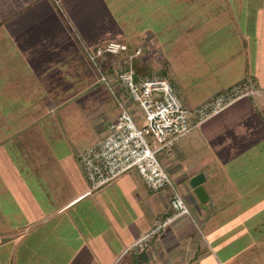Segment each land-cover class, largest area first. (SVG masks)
I'll use <instances>...</instances> for the list:
<instances>
[{"label":"crops","instance_id":"0c3cea01","mask_svg":"<svg viewBox=\"0 0 264 264\" xmlns=\"http://www.w3.org/2000/svg\"><path fill=\"white\" fill-rule=\"evenodd\" d=\"M62 1L70 10L73 3L85 2ZM55 3L0 0V264H264V240L256 236L243 235L239 253L229 255L223 249L222 256L202 240L204 231L213 236L219 232L218 223L224 227L226 220L205 187L211 171L172 164L169 172L178 182L183 180L186 201L200 225L195 217L177 216L147 249L131 248L173 214L169 197L150 190L136 170L91 190L79 154L101 135L90 140L86 134L84 139L80 135L54 139L45 131L46 118L55 116L53 122L64 131L87 121L89 131L106 132L119 114L84 54L83 45L96 41L87 32L78 35L66 9ZM201 4L169 33L190 29L189 41L176 43L170 62L172 74H178L181 98L194 106L247 77L256 80L259 92L206 120L193 137H203L211 147L205 158L218 156L230 163L239 158V170L256 169L261 160L264 168V0ZM189 44L209 59L222 50L230 55L206 79L186 84L182 70L195 62L176 65L173 57ZM212 64L208 61L206 66ZM138 71L148 73L149 68L143 65ZM37 129L48 142H26ZM176 151L184 155L182 146ZM244 158L249 159L244 163ZM253 161L255 166L250 165ZM199 185L202 197L195 192ZM239 191L241 196H256L249 209L257 211L261 190ZM245 207L239 219L246 218ZM259 216L254 213L255 219Z\"/></svg>","mask_w":264,"mask_h":264},{"label":"rangeland","instance_id":"374dc122","mask_svg":"<svg viewBox=\"0 0 264 264\" xmlns=\"http://www.w3.org/2000/svg\"><path fill=\"white\" fill-rule=\"evenodd\" d=\"M205 1L207 0H85V2L80 3L81 5L73 3L72 9L70 10L66 1L55 0V6L56 8L60 7L61 9H66L63 11L72 27L78 30L77 34L80 33L83 35L84 32H87V35L91 37V41H96V44L93 45L85 43V45L91 47V49L96 45L105 44L107 41H120L130 45L131 48L141 44L144 47V55L140 59L143 63L142 66H147V68H149L148 73L150 74L154 72L162 73L166 70L165 73L177 87L180 95L178 82L176 81L179 80L177 78L178 74L176 73V76H174L171 72V58L176 43L184 45L185 42L189 41L188 37L190 34L188 32L190 29H187L185 34H183V30L171 36L169 33L175 30L174 26L176 23L181 24L187 20L189 16L194 14V10L198 6L201 7V2ZM229 55L230 52L222 50L221 52L213 54V57L209 59V57L206 58L202 52H199V49L195 47L194 44H189L183 51L178 50L175 52L173 61L176 65L179 64V62L183 63L185 61L195 62L194 65L183 68L182 70L181 79L183 78L186 84H188L198 82L204 78L206 79L209 72L215 73L219 63L223 62V59H228ZM208 61H212L214 65L206 66ZM88 62H90L89 58ZM108 62L109 61L106 59L104 61L100 60V64L104 69ZM142 66L139 65L138 62L136 68L141 71ZM91 68L99 78L96 68L93 66H91ZM181 85L182 84H180V86ZM110 103L118 107L115 99L111 96ZM141 113L143 114V112L138 111V115ZM55 119V116H49L46 118L45 122V131L47 134L54 136V139L57 137L67 138V136L76 135H80L83 137L82 139H84V135L86 134L91 135L87 136L90 140L100 135V137L104 138L108 133V131L105 132V130H102V132L89 131V122L87 121L76 123L74 126L76 128L74 130L64 131L61 128H57V124L53 122ZM137 122L139 126H143L144 124L143 119ZM199 128L200 126L194 127L188 133L182 135L177 140L171 152L161 150L157 152V156L168 172L170 171L169 166L171 164L183 167L184 170L188 168L197 170L200 168L211 171V173H208L209 180L205 183V187L210 191V194H212L214 203L218 205L220 210L218 213L223 214L224 219H226L224 221V227L220 225L222 223H218L220 226L219 232L214 233L213 236L205 234V231L203 232V230H201L202 228L199 226L200 224L195 214L192 212L190 204L189 207L191 213H193V217H195V220L199 224L197 226L195 225L197 231L200 232L201 230V232H203L204 236H202V240L209 243V247L220 256H222L221 253L223 249H225L229 255H235L236 252L239 253V242H241L240 239L243 235H246L247 239L248 237L256 236L264 240V168L261 165V160L259 167L256 169H249L248 167L239 170V158H233L231 163L223 162L218 156L213 154L212 156H216V158H205L207 153L211 154L212 149L203 137H193L194 134L200 133ZM146 138L152 149L157 150L160 146L157 139L151 134H146ZM43 141L46 143L48 139H45L38 129L33 130L32 135L26 139V142H34L33 145H35L36 142L41 145ZM79 146L82 145L79 144ZM179 146L183 147V156L177 154L176 148ZM25 149L27 148L25 147ZM248 159L249 158H244V163ZM241 163H243V161ZM250 165L255 166V162ZM217 168L219 169L218 171H216ZM169 174L174 178L173 173L169 172ZM214 178L215 180L211 181ZM175 181L185 196L188 192L185 186H183V180L179 179L178 182L175 179ZM253 188L261 190L262 193L257 196L259 198L257 201V211L253 210L255 207L251 210L249 209L251 204L255 202L253 199L256 196H247L243 194L241 196L238 194L240 192L239 190L248 192L249 189ZM243 198H245V202L242 201ZM223 204L226 207H222ZM243 206H246V218L242 219L241 217V219H239L238 214L239 212L241 214L243 211ZM254 213L260 216L255 219ZM239 220L240 224L237 223ZM243 232L245 234H243ZM235 264H239V261H235Z\"/></svg>","mask_w":264,"mask_h":264},{"label":"built area","instance_id":"2783aa9c","mask_svg":"<svg viewBox=\"0 0 264 264\" xmlns=\"http://www.w3.org/2000/svg\"><path fill=\"white\" fill-rule=\"evenodd\" d=\"M83 49L98 72V80L105 85L119 109L107 135L79 154L91 190L103 188L136 170L150 190L163 191L169 197L173 214L156 223L131 246L135 250H145L175 217L186 215L194 219L185 196L157 152H171L182 135L237 100L256 96L259 86L254 78L247 77L202 103L190 106L167 74L138 71L136 66L144 55L141 44L131 48L120 41H107L93 49L84 44ZM105 59L109 62L104 69L100 60ZM138 111L143 114L138 115ZM141 119L143 126L137 122ZM146 134H151L160 143L157 150L152 149Z\"/></svg>","mask_w":264,"mask_h":264},{"label":"water","instance_id":"95a60500","mask_svg":"<svg viewBox=\"0 0 264 264\" xmlns=\"http://www.w3.org/2000/svg\"><path fill=\"white\" fill-rule=\"evenodd\" d=\"M192 183H193V181H192ZM195 192L201 197L204 194V190H203L202 186H200V185L195 187Z\"/></svg>","mask_w":264,"mask_h":264},{"label":"trees","instance_id":"16d2710c","mask_svg":"<svg viewBox=\"0 0 264 264\" xmlns=\"http://www.w3.org/2000/svg\"><path fill=\"white\" fill-rule=\"evenodd\" d=\"M165 71H166V70H165ZM165 71H164V72H162V73L166 74V73H165Z\"/></svg>","mask_w":264,"mask_h":264}]
</instances>
